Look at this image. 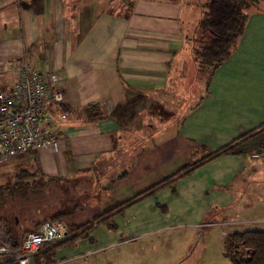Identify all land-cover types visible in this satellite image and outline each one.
I'll list each match as a JSON object with an SVG mask.
<instances>
[{"label": "crops", "instance_id": "obj_1", "mask_svg": "<svg viewBox=\"0 0 264 264\" xmlns=\"http://www.w3.org/2000/svg\"><path fill=\"white\" fill-rule=\"evenodd\" d=\"M115 2L0 0L2 59L16 51L19 60L60 73L65 103L52 109L67 114L60 150L21 155L23 165L9 175L34 165L48 178L90 184L83 207L65 221L71 234L45 252L55 250L51 264L106 251L87 264H143V241L176 227V214L184 218L178 226L204 225L209 234L218 227L225 236L232 230L224 227L239 224L224 221L223 212L264 208L263 156L210 157L264 127V0L247 10L244 33L208 82L191 79L198 65L192 34L203 20L197 1ZM258 212L243 223L264 230ZM101 216L87 235L73 231ZM188 255L170 264L189 263Z\"/></svg>", "mask_w": 264, "mask_h": 264}, {"label": "trees", "instance_id": "obj_2", "mask_svg": "<svg viewBox=\"0 0 264 264\" xmlns=\"http://www.w3.org/2000/svg\"><path fill=\"white\" fill-rule=\"evenodd\" d=\"M129 3L128 0H124ZM257 4V0H205L202 5L203 20L200 23V30L208 33V41L198 50L194 49L193 54L198 63L200 73L207 74V81L212 72H214L231 55L239 38L245 30L248 19L247 10ZM132 2L127 5L131 7ZM96 106L88 107L87 111L91 118L97 119L100 115H93ZM66 113V110H63ZM228 146L221 148L212 154L213 157L218 154L232 156H253L263 154L264 152V127L259 131L246 135ZM191 166L183 171H188ZM49 181L71 182L61 178H48L44 176L36 166L19 169L13 176V184L8 187L0 188V227H4L7 234L19 246L24 237L31 232L37 231L40 226L48 221L65 222L70 216L83 207L84 203L65 211H59L49 220H39L24 225L18 222L17 217L9 215L7 211H14V207L22 210L23 204H28L33 196L42 193L41 184ZM38 181H41L40 184ZM113 212V211H111ZM111 212H108L107 215ZM100 218L84 224L80 227L74 226L73 231H83L82 236L87 235V230L97 223ZM13 219V220H12ZM69 227V226H68ZM69 229H71L69 227ZM71 234V230L68 236ZM67 236V237H68ZM76 236L75 238H77ZM81 237V236H80ZM74 238V239H75ZM223 255L232 264H264V230L247 229L228 232L224 236ZM55 250H49L45 256L48 261L54 262L52 256Z\"/></svg>", "mask_w": 264, "mask_h": 264}, {"label": "built area", "instance_id": "obj_3", "mask_svg": "<svg viewBox=\"0 0 264 264\" xmlns=\"http://www.w3.org/2000/svg\"><path fill=\"white\" fill-rule=\"evenodd\" d=\"M15 52H8V59L0 53V78L8 76L5 85L0 79V165L39 148L58 152L61 123L67 119L66 113L56 117L52 109L65 103L61 74L37 69ZM262 156L264 152L252 158ZM69 232L65 222L48 221L15 246L0 227V264H51L43 257L46 250Z\"/></svg>", "mask_w": 264, "mask_h": 264}, {"label": "rangeland", "instance_id": "obj_4", "mask_svg": "<svg viewBox=\"0 0 264 264\" xmlns=\"http://www.w3.org/2000/svg\"><path fill=\"white\" fill-rule=\"evenodd\" d=\"M184 5H194L193 2L199 7L197 8L198 14H200V8L205 3V0H201L202 3L199 2L200 0H179ZM130 3V0H128ZM116 5H128L129 3L124 2L123 0H116ZM202 10V8H201ZM203 11V10H202ZM208 33H204L200 29L195 31V33L192 34V44L194 49L200 50L205 43L208 41ZM191 76L193 78L192 82L199 78V76L203 80L207 81L208 73L202 74L199 71L198 65L196 66V69L191 72ZM1 80H5L4 77L0 78ZM202 80V79H201ZM192 86H196L194 83H191ZM197 87V86H196ZM196 103V99L191 102V105L189 107H186V109H192L193 106ZM159 111L161 113L167 114L168 111H166L163 108H159ZM166 117L165 115H163ZM22 157V156H21ZM19 156L18 159H16L13 162L10 163H3L2 166L4 168V172L2 173L5 177L3 181H0V188L2 187H8L13 184V178L10 176L11 169H8L12 166H14V169H18L23 165L22 159ZM1 166V167H2ZM9 166V167H8ZM39 184L41 181H38ZM45 183L41 184L42 186V193L33 196L30 202L28 204H23L22 210L18 211L16 207H14V211H7L9 215H14L17 217L18 222L24 225H29L30 222H37L39 220H49L54 214H56L59 211H65L66 209L74 208L75 206H78L82 203H85L86 197H87V191L89 187V183L87 181L82 182H62V181H49L45 180ZM162 198L166 197L165 194L161 196ZM261 203V202H260ZM260 203H257L255 206L254 212L250 211H243L242 208H239L238 206L233 207L232 209H229L222 214L226 217L223 220L229 221L233 223L239 224L238 226H232V227H224L225 231H233V230H247V229H258L263 228L260 226L261 224H244L243 222H247L249 217L258 215V211H261ZM258 212V213H257ZM257 213V214H256ZM163 217H161L162 219ZM174 223H177L174 228L171 229H164V230H153L150 239L144 240L142 245L143 247V254H144V261L143 264H170V258L175 257L173 259V263H176L178 259L181 258L183 260V255H188L189 252H186V248L180 249L181 244H184L185 246H188L190 244L191 249L188 257H190L189 263L187 261H183L180 264H223L222 261L226 260L222 255L220 254L221 250H224V236H222V233L220 234L221 229L218 227H215L211 232L212 234H209V230L204 228V225H201L199 227H189V226H178V222L183 220V216L176 214L174 218H171ZM13 220V219H12ZM71 221V220H69ZM222 221V220H221ZM68 222V220H67ZM173 223V224H174ZM206 226V225H205ZM161 228V227H160ZM210 232V233H211ZM189 233V234H188ZM190 237V239L187 240V237ZM152 237V238H151ZM180 249V250H179ZM113 252V251H111ZM192 252L194 253L192 255ZM110 252L106 251V253H100L97 257L103 256V258L107 257ZM47 259V256H43ZM64 257V256H63ZM97 257H86V255H83L80 259H67L64 261H60L57 258V264H87L89 262H92ZM179 257V258H178ZM185 257V256H184ZM62 258V257H61ZM48 260V259H47ZM224 264H232L231 262H226Z\"/></svg>", "mask_w": 264, "mask_h": 264}]
</instances>
